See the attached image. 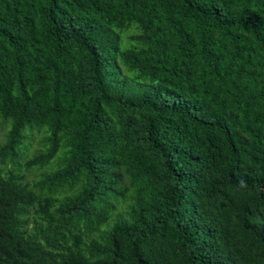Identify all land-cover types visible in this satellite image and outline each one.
Instances as JSON below:
<instances>
[{
	"label": "trees",
	"instance_id": "obj_1",
	"mask_svg": "<svg viewBox=\"0 0 264 264\" xmlns=\"http://www.w3.org/2000/svg\"><path fill=\"white\" fill-rule=\"evenodd\" d=\"M0 124V264H264V0H0Z\"/></svg>",
	"mask_w": 264,
	"mask_h": 264
},
{
	"label": "rangeland",
	"instance_id": "obj_2",
	"mask_svg": "<svg viewBox=\"0 0 264 264\" xmlns=\"http://www.w3.org/2000/svg\"><path fill=\"white\" fill-rule=\"evenodd\" d=\"M132 34V30H128L126 31L125 33H123V37H124V43L126 41V37L131 35ZM122 35H121V43H122ZM123 43V45H124ZM126 46V45H125ZM6 131H7V125H1L0 124V142H2L3 138H4V135L6 134ZM41 135H37L32 141H31V144H29V150L26 151V155L27 156H30L33 154V149L34 148H37L39 146V138H40ZM27 179H34L35 178V174L34 173H29L27 174Z\"/></svg>",
	"mask_w": 264,
	"mask_h": 264
}]
</instances>
